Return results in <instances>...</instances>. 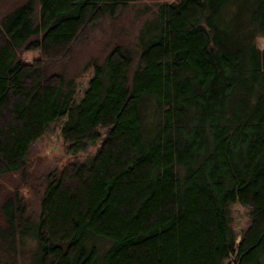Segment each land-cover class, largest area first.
Here are the masks:
<instances>
[{"label":"trees","instance_id":"obj_1","mask_svg":"<svg viewBox=\"0 0 264 264\" xmlns=\"http://www.w3.org/2000/svg\"><path fill=\"white\" fill-rule=\"evenodd\" d=\"M128 1L39 0L36 12L26 0L0 19V174L24 168L59 117L71 154L107 128L87 157L42 175L36 218L18 188L5 193V255L26 236L32 264H264V0L161 1L135 62L116 42L76 96L54 63ZM24 48L39 54L25 61Z\"/></svg>","mask_w":264,"mask_h":264},{"label":"rangeland","instance_id":"obj_2","mask_svg":"<svg viewBox=\"0 0 264 264\" xmlns=\"http://www.w3.org/2000/svg\"><path fill=\"white\" fill-rule=\"evenodd\" d=\"M24 1L26 0H0V19ZM161 1L163 0H129L114 16L104 15L78 35L71 44L67 60L54 63L53 66L54 69H58L66 77H72L76 82V96L79 97L83 93L93 71V62L101 61L116 42L131 48L135 62L140 49L137 44L138 36H140L144 22L154 15ZM38 6L39 0H33L34 11L37 12ZM256 43L260 47H264V34L256 36ZM38 54V49L34 48L20 50V56L25 61L33 59ZM61 119L62 117H59L51 121L44 133L30 144L27 163L24 168L0 174V200L8 190L18 188L20 194L26 198L27 211L31 213L33 218L38 215L39 200L44 183L42 175L52 167H59L71 159L87 157L96 149L102 136L107 133L106 127H100L101 136L96 141L88 143L79 153L71 154L66 151V142L61 134L58 138L56 137V134L60 133ZM22 170L26 171L25 178L22 175ZM235 212L236 205L232 204V223L237 231ZM240 219L239 229L245 227L249 220L244 206H241ZM2 241L3 239H0L2 264H32L34 252V247H32L34 240L32 238L22 236L18 239L15 246L17 249L10 256L5 255ZM223 264H233V259L226 258Z\"/></svg>","mask_w":264,"mask_h":264},{"label":"water","instance_id":"obj_3","mask_svg":"<svg viewBox=\"0 0 264 264\" xmlns=\"http://www.w3.org/2000/svg\"><path fill=\"white\" fill-rule=\"evenodd\" d=\"M171 4H175V0H172L170 1ZM59 132L56 134V137L58 138L59 137ZM235 205H236V212L234 214V216L236 217V226L238 227V230H237V234H236V240H239L240 239V236H241V231L239 229L240 227V224H241V219H240V216H241V202L237 199L236 202H235ZM232 259L235 260L236 259V255H233L232 256Z\"/></svg>","mask_w":264,"mask_h":264}]
</instances>
